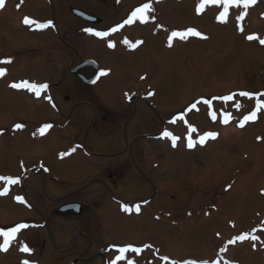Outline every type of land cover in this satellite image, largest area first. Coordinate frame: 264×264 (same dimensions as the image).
Instances as JSON below:
<instances>
[{"label": "rangeland", "instance_id": "rangeland-1", "mask_svg": "<svg viewBox=\"0 0 264 264\" xmlns=\"http://www.w3.org/2000/svg\"><path fill=\"white\" fill-rule=\"evenodd\" d=\"M142 2L0 0V224L20 217L13 202L20 188L10 177L22 169L46 170L37 196H28L45 211L41 201L75 191L80 177L96 167L100 156L87 153L123 149L102 150L93 139L96 123H63L67 111L41 88L46 83L60 103L67 94L74 99L71 70L91 58L101 78L83 87L79 111L133 106L147 117L145 104L125 106L122 94L133 90L155 112L153 123H140L135 136L165 132L138 141L159 156L155 177L166 213L156 227L163 256L157 264H264V0H162L150 14L152 4ZM70 7L106 18L98 28L118 20L121 11L134 14L121 34L99 40L77 34L86 23ZM121 133L130 143L131 130ZM5 191L10 194L1 197ZM130 218L122 219L126 228ZM147 220L144 230L136 229L140 234L127 229L99 241L149 238L155 219ZM12 253L11 242L6 247L0 241V264H16Z\"/></svg>", "mask_w": 264, "mask_h": 264}, {"label": "flooded vegetation", "instance_id": "flooded-vegetation-1", "mask_svg": "<svg viewBox=\"0 0 264 264\" xmlns=\"http://www.w3.org/2000/svg\"><path fill=\"white\" fill-rule=\"evenodd\" d=\"M99 1L104 4V0ZM143 1H146L142 2L144 5L152 4L148 9L149 14L154 12L153 3L162 2V0ZM115 6L116 3L113 4V7ZM60 8L62 10L63 7ZM70 9L71 7L68 8L69 11ZM84 13L96 17L88 12ZM133 14L131 12L125 14L121 11L116 14L118 20L104 28L97 26L104 25L106 18L100 20L98 24H91L76 17L82 23H86L77 30V34L100 36V32L105 31L104 39L116 33L121 34L124 26L130 23ZM140 14L143 16L145 13ZM109 20L111 21V18ZM81 29H85V32H81ZM31 50L33 46L28 49ZM74 51L77 53V50ZM100 71L99 66L98 80L91 85L85 84L78 74L85 79L91 78L95 74L92 66H86L81 73H73L76 75V81L73 82L75 87L73 90L76 92L74 99L67 94L64 99L62 96L63 102L60 103L57 96L50 92L49 87L47 88V84L45 89L49 90V97L54 106L57 108L63 105V109L67 111L62 116L63 123H96L93 125V139L100 140L102 150L105 146L111 150L119 149L121 146L123 149L101 155L87 153L91 157L100 156L99 159L95 158L96 167L80 177L75 191L58 199H49L47 196L45 201H41L43 204H48L45 211L39 202L34 203V199L29 200L28 196L29 191L35 192L37 196L36 190L39 184L45 183L46 170L22 169L19 175L10 177L11 184L20 188L13 190L18 192H16L17 199L13 202L20 207L18 212L20 217L0 224V241L6 247L11 242L14 250L12 256L16 258V264H157L159 258L163 259L159 253L162 233L156 229L165 212L164 201L160 194L162 184H159L155 177L159 172L161 173L158 151L150 147L152 151L148 152L147 144L138 142L145 137L149 139L160 137L157 133L148 135L140 133L135 136L136 131L140 129V123L144 128L143 123L149 125L153 123L151 115L155 112L146 96L133 90L130 92L126 90L122 94L125 106L133 105L134 101L145 104L150 109L147 117L138 114L133 106L132 111H117L107 104L104 107H98L97 104L91 111L88 109L79 111L85 95L83 87L94 86L101 78ZM90 96L94 97L95 101H101L100 97L95 99L91 93ZM57 111L59 112L58 109ZM177 113L178 111L171 115L175 117ZM74 114L80 117L73 119ZM83 116L89 117L88 120H84ZM97 123H101V130L98 129ZM128 128L131 130L130 135L133 136L130 143L127 142V135L121 133L122 129ZM148 156L151 158L149 161ZM170 196L171 199H175L174 194ZM166 211L168 218L174 216L168 206ZM123 217L133 219L129 222L130 227H125ZM148 218L155 219L149 225L148 233L151 235L149 238L142 236L133 241L131 239L99 241L102 235L124 234L127 229H133L129 233L140 234L136 229L140 227V230H144ZM25 233L27 237H24Z\"/></svg>", "mask_w": 264, "mask_h": 264}, {"label": "water", "instance_id": "water-1", "mask_svg": "<svg viewBox=\"0 0 264 264\" xmlns=\"http://www.w3.org/2000/svg\"><path fill=\"white\" fill-rule=\"evenodd\" d=\"M71 12H72L75 16H77V17H79V18H81V19H84V20H86V21L92 22V23H97V22L99 21V19L94 18V17H91V16H88V15L84 14L83 12L78 11V10H76V9H71ZM86 65H93V67H94L95 69L97 68L96 64H95L92 60H85V61H83L80 65L74 67V68L71 70V72H76L77 70H79L80 68H82V67H84V66H86ZM96 79H97V76L95 75V76H93L91 79L86 80V83H87V84H93V83L96 81ZM64 209H65V208H64Z\"/></svg>", "mask_w": 264, "mask_h": 264}]
</instances>
